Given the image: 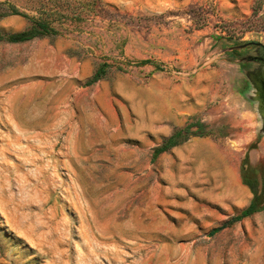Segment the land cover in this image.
I'll return each mask as SVG.
<instances>
[{"label":"rangeland","instance_id":"1","mask_svg":"<svg viewBox=\"0 0 264 264\" xmlns=\"http://www.w3.org/2000/svg\"><path fill=\"white\" fill-rule=\"evenodd\" d=\"M8 2L48 16L60 34L0 41V264H264V210L223 227L246 208L240 190L222 184L204 156L182 164L169 151L152 162L166 137L141 128L120 96L109 122L84 113L64 128L63 108L37 99L33 123L23 98L9 101L29 81L50 91L43 55L63 37L78 57L111 64L123 88L156 73L176 82L202 74L218 93L188 123L229 144L261 188L264 0H0V14ZM29 25L0 17L1 32Z\"/></svg>","mask_w":264,"mask_h":264},{"label":"crops","instance_id":"2","mask_svg":"<svg viewBox=\"0 0 264 264\" xmlns=\"http://www.w3.org/2000/svg\"><path fill=\"white\" fill-rule=\"evenodd\" d=\"M30 41L32 40L18 43ZM43 58L46 72L53 77L49 85L44 84L50 91L37 93L38 84L29 81L25 88L9 97L10 102L16 97L25 100L31 116L29 119L33 123L37 116V99L46 107H55L54 113L62 111L63 108V128L69 121L81 119L79 114L84 113L89 114L97 123L109 122L116 113L118 95L122 98L120 105L125 111L135 114L141 128L153 132L156 137L165 138L174 130L187 125L189 117L205 110L208 102L218 93L213 85L214 80L206 79L202 74L197 75L194 80L176 82L156 73L155 80L148 84L134 81L128 88H123L116 85V81L107 73L97 82L88 84L97 69L93 58L78 57L64 37L63 46L60 44L51 47L44 53ZM36 60V49L32 47L26 56L28 72L35 70ZM30 106H33L32 110ZM169 151L175 154L182 164L190 161L194 155L204 156L209 163V170L223 178L222 184L233 183L240 190V206L247 207L251 202L253 196L243 180L241 157L229 144H224L210 135L193 136ZM169 151L159 157L168 155Z\"/></svg>","mask_w":264,"mask_h":264},{"label":"trees","instance_id":"3","mask_svg":"<svg viewBox=\"0 0 264 264\" xmlns=\"http://www.w3.org/2000/svg\"><path fill=\"white\" fill-rule=\"evenodd\" d=\"M44 7H46V5ZM43 13L57 14L61 12L58 10V8L48 7V8H44ZM11 14L25 16L26 18H28L30 25L26 29L18 31V32H1L0 31V41H6L9 43H18V42L33 40L35 38H41L44 36H49V35L55 36V35L60 34V30L52 24V20H50L48 16H45V17L41 16L39 18L30 16L26 12L21 11L16 5L8 2L6 5V8L4 9V12L0 14V17H4L7 15H11ZM142 63L144 64L152 63V61L143 60ZM110 66L111 64H109L108 62H101L98 65L93 77L88 81V84L95 83L98 80L105 77L106 74L108 73ZM195 126H197V130L192 131V128ZM205 129H206V126L201 121L197 123H188L185 128L176 129L170 136L164 139L162 144L154 148L153 154H152V162H154L159 157V155L183 143L184 141L188 140L191 136L208 135V133L204 132ZM242 176H243L244 183L251 188L253 197L249 205L246 208H244L238 215L234 216L228 222V224L224 225L223 227L239 222L246 217H249L257 212L264 210V181H263L262 187L259 188L260 182L256 181L255 183H251L250 181H248L245 178V175L243 174V170H242ZM223 227L213 230L212 233H216L217 231L221 230Z\"/></svg>","mask_w":264,"mask_h":264},{"label":"flooded vegetation","instance_id":"4","mask_svg":"<svg viewBox=\"0 0 264 264\" xmlns=\"http://www.w3.org/2000/svg\"><path fill=\"white\" fill-rule=\"evenodd\" d=\"M262 61H264V57H262ZM261 79H260V84H261V94L263 95V97H264V78L261 76L260 77Z\"/></svg>","mask_w":264,"mask_h":264}]
</instances>
